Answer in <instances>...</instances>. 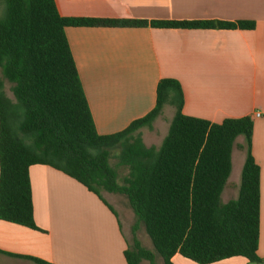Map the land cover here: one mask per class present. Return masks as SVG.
<instances>
[{
  "label": "trees",
  "instance_id": "16d2710c",
  "mask_svg": "<svg viewBox=\"0 0 264 264\" xmlns=\"http://www.w3.org/2000/svg\"><path fill=\"white\" fill-rule=\"evenodd\" d=\"M0 19V220L39 230L33 219L29 169L47 166L95 195L123 196L134 214L133 247L126 264H172L179 255L196 264L257 255L260 170L251 154L250 117L219 124L185 116L179 84L162 79L154 108L123 131L96 132L65 36L68 27H135L143 21L63 18L54 0H3ZM153 28L247 30L252 23L152 22ZM6 84L12 98L6 93ZM169 106L174 114L159 147H147L139 131L152 130ZM243 137L245 160L237 196L223 203L232 150ZM127 174L120 178L109 161ZM116 216V215H115ZM139 226L153 251L135 239ZM34 264L47 262L22 258Z\"/></svg>",
  "mask_w": 264,
  "mask_h": 264
},
{
  "label": "crops",
  "instance_id": "0c3cea01",
  "mask_svg": "<svg viewBox=\"0 0 264 264\" xmlns=\"http://www.w3.org/2000/svg\"><path fill=\"white\" fill-rule=\"evenodd\" d=\"M54 2L63 18L147 23L64 31L99 135L121 132L147 115L154 108L162 79L179 84L185 116L213 124L250 117L251 154L260 170L257 255L264 264V0ZM152 22H244L254 27L161 29L151 27ZM255 113L261 116L254 117ZM143 129L139 133L144 142ZM243 145V137H238L231 174L221 195L223 203L237 196L245 160V150L238 146ZM234 151L240 153L236 159ZM29 179L33 219L39 230L0 220V264H34L25 257L49 264H126L128 243L123 223L107 200L112 194L103 198L116 216L95 195L50 167H30ZM112 200L118 208L114 196ZM155 263L162 261L156 257ZM171 263L196 264L179 255ZM214 264L256 263L236 257Z\"/></svg>",
  "mask_w": 264,
  "mask_h": 264
},
{
  "label": "rangeland",
  "instance_id": "374dc122",
  "mask_svg": "<svg viewBox=\"0 0 264 264\" xmlns=\"http://www.w3.org/2000/svg\"><path fill=\"white\" fill-rule=\"evenodd\" d=\"M5 15V5L3 0H0V19H2ZM6 93L8 95L9 98H12L11 93L9 92V85L6 84ZM174 114V110L173 108L166 106L163 109V113L160 117V119H158L155 122V127L152 131L143 129V138H144V142L146 144V146L150 147V146H154V147H159L161 145V142L163 140V138L166 136L167 131H168V127L170 124V121L173 117ZM119 151V149H115L113 150V154L114 156L112 157V159L109 161V164L116 169L118 175L120 176V178H122L123 176H125L127 174V171L123 168H118L116 166V160H115V154H117ZM237 156H240V153L237 151L233 152V159H236ZM106 194V193H103ZM114 196L115 200H116V204L117 206L113 203L112 197ZM112 197H107V200L109 201V203L111 205H113V207H115L122 223H123V228H124V232L126 235V239H127V243H128V248L133 247V234H132V226L135 222V217L133 212L131 211L126 199L123 196H119V195H113ZM135 239L141 244V246L149 251H153V247L151 245L150 240L148 239V237L146 236L144 229L142 226H139L136 233H135ZM159 258V257H158ZM157 264V263H156ZM160 264V263H159Z\"/></svg>",
  "mask_w": 264,
  "mask_h": 264
},
{
  "label": "built area",
  "instance_id": "2783aa9c",
  "mask_svg": "<svg viewBox=\"0 0 264 264\" xmlns=\"http://www.w3.org/2000/svg\"><path fill=\"white\" fill-rule=\"evenodd\" d=\"M253 116L258 118V117L261 116V114H259V113H255Z\"/></svg>",
  "mask_w": 264,
  "mask_h": 264
}]
</instances>
